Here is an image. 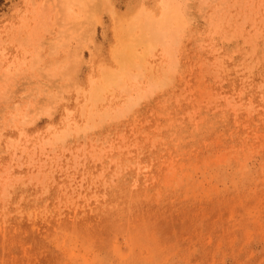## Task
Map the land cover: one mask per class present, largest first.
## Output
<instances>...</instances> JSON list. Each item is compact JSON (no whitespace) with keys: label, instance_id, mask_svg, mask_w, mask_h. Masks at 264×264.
Here are the masks:
<instances>
[{"label":"rangeland","instance_id":"obj_1","mask_svg":"<svg viewBox=\"0 0 264 264\" xmlns=\"http://www.w3.org/2000/svg\"><path fill=\"white\" fill-rule=\"evenodd\" d=\"M0 264H264V0H0Z\"/></svg>","mask_w":264,"mask_h":264},{"label":"bare ground","instance_id":"obj_2","mask_svg":"<svg viewBox=\"0 0 264 264\" xmlns=\"http://www.w3.org/2000/svg\"><path fill=\"white\" fill-rule=\"evenodd\" d=\"M219 4H220V3H219ZM215 8H216V7H215ZM168 10H169V9H168ZM168 10H167V11H168ZM176 10H177V9H176ZM212 10L214 11L213 8H212ZM218 10H219V9H218ZM220 10H221V7H220ZM216 12H217V11H216ZM219 13H221V12H219ZM176 14H177V13H176ZM165 15H166V14H165ZM173 15H174V14H173ZM213 15H214V13H213ZM218 15H219V14H218ZM223 15H224V14H223ZM165 17H166V16H165ZM171 17H172V16H171ZM224 17H225V16H224ZM166 18H167V17H166ZM166 18H165V19H166ZM210 19H211V18H210ZM213 20H214V19H213ZM221 20H222V19H221ZM149 22H150V21H149ZM153 22H154V20H153ZM161 22H162V21H161ZM210 22H211V21H210ZM215 23H216V22H215ZM150 24L152 25V24H154V23H152V22H150L149 24H147V23L145 24V23H144L143 25L145 26V25H150ZM164 25H165V24H164ZM216 25H217V24H216ZM160 26H161V25H160ZM141 27H142V26H141ZM147 27H148V26H145L146 31L149 30V29H151L150 27H148L149 29H147ZM151 27H152V29H153V26H151ZM167 27H168V26H167ZM170 27H171V26H170ZM133 28H134V27H133ZM161 28H162V27H161ZM145 29L143 30V34H144ZM128 30H129V28H128ZM154 30L156 31L157 29H154ZM150 31H151V30H150ZM127 33H128V31H127ZM151 33H152V32H151ZM154 33L156 34V32H154ZM158 33H160V32H158ZM141 34H142V32L140 33L139 36L137 35V36H138L137 38L141 37L140 39H142V35H143V34H142V35H141ZM149 35H150V34H149ZM156 35H157V34H156ZM159 35H160V34H159ZM144 36H145V35H144ZM147 36H148V35H147ZM145 37H146V36H145ZM159 37H160V36H159ZM161 37H162V35H161ZM150 38H152V36H151ZM154 38H155V37H154ZM154 38H153V39H154ZM135 39H136V38H135ZM140 39H139V41H137V42H142V41H140ZM156 39H157V36H156ZM158 39H160V38H158ZM126 40H128V38H127ZM133 40H134V38L132 39V41H133ZM137 40H138V39H137ZM144 40L147 41L148 39L144 38ZM149 40H151V39H149ZM161 40H162V39H160V41H161ZM122 41H123V40H122ZM122 41H121V42H122ZM155 41L158 42L159 40H158V41H157V40H154V41H152V42L155 43ZM133 42H134V41H133ZM162 42H163V41H162ZM127 43H128V42H127ZM143 43L145 44L144 41H143ZM154 43H151V42H150V44H151V45L153 44V46H154ZM125 44H126V43H125ZM128 45L130 46L131 44H128ZM128 45H127V48H129ZM133 46H134V45H133ZM121 47H122V46H121ZM124 48L126 49V46H125V45H124ZM134 48H135V47H134ZM119 49H120V51H122L121 49H123V48H120V47H119ZM152 49H153V48H152ZM117 50H118V49H117ZM123 50H124V49H123ZM126 50H127V49H126ZM128 50H129V49H128ZM120 51H119V52H120ZM129 51H132V50H129ZM147 51H148V50H147ZM123 52H125V51H122L121 54H122ZM117 53H118V52H117ZM127 53L129 54L128 51H127L125 54H127ZM121 54H120V55H121ZM130 54L132 55L131 52H130ZM130 54H129V56H130ZM135 55H136V54H134V56H135ZM116 56H117V54H116ZM121 56H122V55H121ZM129 56H128V57H129ZM132 56H133V55H132ZM132 56H130V57L133 59ZM118 57H119V55H118ZM126 57H127V56H126ZM128 59H129V58H128ZM123 60H124V59H123ZM129 60H130V62L132 61L131 59H129ZM129 60H128V61H129ZM118 62H120V61H118ZM122 63H123L122 66H126V65H125V60H124V62L122 61ZM132 63H133V61L131 62V64H132ZM119 64H120V63H119ZM128 64H129V63H128ZM130 67H132V66H130ZM112 71H113V70H112ZM114 71H115V70H114ZM102 72H104V69L102 70ZM105 72H107V71L105 70ZM105 72H104V74H105ZM114 73H115V72H114ZM116 73H118V70H117ZM109 74H110V73H108V74L106 73L105 77H107V75L109 76ZM112 74H113V73H112ZM118 74H119V73H118ZM127 74H128V73H127ZM110 75H111V74H110ZM111 76H115V74H114V75H111ZM116 76H117V74H116ZM116 76H115L114 78H116ZM110 78H111V80L114 81V82H110L111 84H112V83L114 84V83H116L115 81H118V80H116V79L114 80V78H112V77H110ZM117 78H118V76H117ZM105 79H106V78H105ZM105 79H104V80H105ZM118 79H119V78H118ZM106 80H110L109 77H108ZM111 80H110V81H111ZM119 80H120V79H119ZM103 82H104V81H103ZM105 82H106V81H105ZM108 82H109V81H108ZM108 84H109V83H108ZM115 86H116V85H115ZM98 89H99V88H98ZM102 89H103V88H102ZM100 90H101V88H100ZM104 90H105V89H103V91H104ZM92 100H93V99H92Z\"/></svg>","mask_w":264,"mask_h":264}]
</instances>
